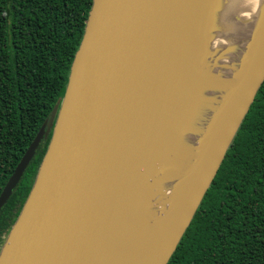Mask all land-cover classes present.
<instances>
[{"label":"water","instance_id":"obj_1","mask_svg":"<svg viewBox=\"0 0 264 264\" xmlns=\"http://www.w3.org/2000/svg\"><path fill=\"white\" fill-rule=\"evenodd\" d=\"M199 13V0H92L63 95L0 192L1 208L50 135L0 264H115L163 157ZM263 81L264 22L190 183L140 264H168Z\"/></svg>","mask_w":264,"mask_h":264},{"label":"trees","instance_id":"obj_2","mask_svg":"<svg viewBox=\"0 0 264 264\" xmlns=\"http://www.w3.org/2000/svg\"><path fill=\"white\" fill-rule=\"evenodd\" d=\"M91 4L0 0V192L63 95ZM49 138L0 208V244ZM168 264H264V81Z\"/></svg>","mask_w":264,"mask_h":264},{"label":"bare ground","instance_id":"obj_3","mask_svg":"<svg viewBox=\"0 0 264 264\" xmlns=\"http://www.w3.org/2000/svg\"><path fill=\"white\" fill-rule=\"evenodd\" d=\"M199 2L179 74L181 99L171 115L173 127L160 142L163 157L139 197L141 206L125 225L127 240L115 264H140L179 203L264 22V0Z\"/></svg>","mask_w":264,"mask_h":264},{"label":"rangeland","instance_id":"obj_4","mask_svg":"<svg viewBox=\"0 0 264 264\" xmlns=\"http://www.w3.org/2000/svg\"><path fill=\"white\" fill-rule=\"evenodd\" d=\"M152 178V177H151ZM151 184H152V180H151ZM2 246V245H1ZM0 249H1V247H0Z\"/></svg>","mask_w":264,"mask_h":264},{"label":"flooded vegetation","instance_id":"obj_5","mask_svg":"<svg viewBox=\"0 0 264 264\" xmlns=\"http://www.w3.org/2000/svg\"><path fill=\"white\" fill-rule=\"evenodd\" d=\"M2 243H3V242H2ZM2 243L0 244V247H1Z\"/></svg>","mask_w":264,"mask_h":264}]
</instances>
